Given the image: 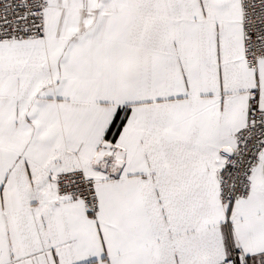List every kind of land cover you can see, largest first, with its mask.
<instances>
[{
  "label": "snow or ice",
  "instance_id": "obj_1",
  "mask_svg": "<svg viewBox=\"0 0 264 264\" xmlns=\"http://www.w3.org/2000/svg\"><path fill=\"white\" fill-rule=\"evenodd\" d=\"M0 264H264V0H0Z\"/></svg>",
  "mask_w": 264,
  "mask_h": 264
}]
</instances>
